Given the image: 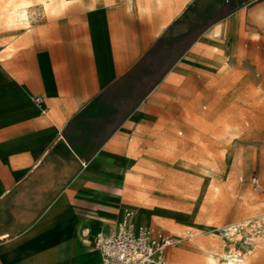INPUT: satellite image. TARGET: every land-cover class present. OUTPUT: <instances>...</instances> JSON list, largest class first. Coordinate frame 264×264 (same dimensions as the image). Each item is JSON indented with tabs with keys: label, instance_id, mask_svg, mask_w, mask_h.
<instances>
[{
	"label": "crops",
	"instance_id": "crops-1",
	"mask_svg": "<svg viewBox=\"0 0 264 264\" xmlns=\"http://www.w3.org/2000/svg\"><path fill=\"white\" fill-rule=\"evenodd\" d=\"M60 4L30 19L14 50L0 47V264H100L95 235L109 234L128 202L129 144L191 123V96L163 91L191 86L193 46L212 27L217 41L243 29L244 51L264 37L241 10L225 16L223 0ZM196 5L210 10L206 30L160 61L161 45L190 37ZM172 252L171 264L204 259Z\"/></svg>",
	"mask_w": 264,
	"mask_h": 264
},
{
	"label": "rangeland",
	"instance_id": "rangeland-1",
	"mask_svg": "<svg viewBox=\"0 0 264 264\" xmlns=\"http://www.w3.org/2000/svg\"><path fill=\"white\" fill-rule=\"evenodd\" d=\"M48 1L42 10L41 0H0V47L14 50L12 41L30 19L41 11L64 8L60 0ZM223 2L225 16L241 10L256 27L254 35L264 36V0ZM23 8L27 15L20 14ZM209 13L206 6H193L190 37L161 45L160 61L178 55L189 40L194 43L206 30L203 19ZM235 29H222L218 41L215 28L208 29L205 44L193 46L191 86L184 90L178 84L168 85L163 91L191 96L190 125H177L173 133H145L144 144H129L128 202L117 220L131 211L137 225L147 220L154 230L181 237L193 232L167 249V264L175 248L204 255L202 260L191 258L192 264H216L228 248L243 255L242 264L264 254V37L244 51L237 44L243 29ZM252 177L257 178L259 190ZM257 217L254 227L223 236L221 227ZM208 251L213 252L212 261Z\"/></svg>",
	"mask_w": 264,
	"mask_h": 264
},
{
	"label": "built area",
	"instance_id": "built-area-1",
	"mask_svg": "<svg viewBox=\"0 0 264 264\" xmlns=\"http://www.w3.org/2000/svg\"><path fill=\"white\" fill-rule=\"evenodd\" d=\"M34 102L42 104L39 96ZM255 189L261 188L256 177L251 178ZM259 218L238 224L223 226L220 229L224 237H231L245 227H254ZM193 236L186 231L184 236H174L163 230H154L147 224L136 225L132 221L131 211H125L116 227L109 233H97L94 244L100 255V264H167L166 250L179 244L183 239Z\"/></svg>",
	"mask_w": 264,
	"mask_h": 264
},
{
	"label": "bare ground",
	"instance_id": "bare-ground-1",
	"mask_svg": "<svg viewBox=\"0 0 264 264\" xmlns=\"http://www.w3.org/2000/svg\"><path fill=\"white\" fill-rule=\"evenodd\" d=\"M46 5H48V4H46ZM25 10L26 9L23 8L20 11V14L22 16L26 14V11ZM259 218H262V216L259 217ZM134 224H135V222H134ZM217 261H218V263H216V264H242L244 262V257H243V255L239 254L238 251H236L235 249L228 248L227 250H225V251H223V252L220 253V256L218 257Z\"/></svg>",
	"mask_w": 264,
	"mask_h": 264
}]
</instances>
